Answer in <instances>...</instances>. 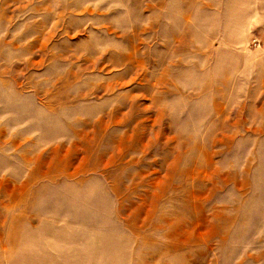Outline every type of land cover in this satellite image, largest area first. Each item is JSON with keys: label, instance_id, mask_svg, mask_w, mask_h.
Here are the masks:
<instances>
[{"label": "rangeland", "instance_id": "374dc122", "mask_svg": "<svg viewBox=\"0 0 264 264\" xmlns=\"http://www.w3.org/2000/svg\"><path fill=\"white\" fill-rule=\"evenodd\" d=\"M0 264H264V0H0Z\"/></svg>", "mask_w": 264, "mask_h": 264}]
</instances>
